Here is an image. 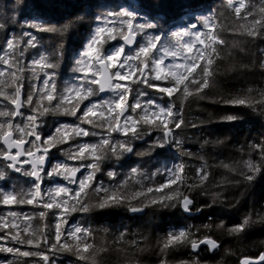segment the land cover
<instances>
[{"label": "trees", "instance_id": "16d2710c", "mask_svg": "<svg viewBox=\"0 0 264 264\" xmlns=\"http://www.w3.org/2000/svg\"><path fill=\"white\" fill-rule=\"evenodd\" d=\"M243 2L245 7L237 14L234 7L229 6V0H0V23L6 24V29L0 30V45L4 44L6 35L19 37L23 31L30 30L26 26L22 27L25 22L30 24L47 20L56 23L63 22L65 18H75L77 14L83 17L82 20L77 21L74 28L70 29L69 34L63 37L31 30L38 36L40 46L37 49L27 48L22 63L27 64L39 52L49 55L50 58L55 57L57 67L47 71H55V82L61 90L66 83H77L84 75L81 72H73L72 69L76 66L75 61L79 58V53L84 50L92 30L97 26L95 17L106 12L123 9L139 11L142 18L145 14L159 16L158 29L151 30L150 34L161 35L163 42L170 45L175 42L171 37L172 32L193 22L202 25L200 17L211 16L212 35L218 33L220 39L224 41L222 44L216 42L212 45L219 55L212 53L211 48L207 47L204 58L199 61L205 64L207 59L213 60L208 67L212 73L209 77L210 83L214 80L215 86L204 88L197 93L196 86L190 85L192 95L187 98L182 92H175L171 98L165 94L164 99L161 100V94L156 89H149L146 85L134 84L132 81H119L121 84L130 85L133 89L129 103L135 102V89L139 87L148 94L140 98L142 101L151 99L157 103L167 104L171 99L176 109L182 107L181 114L188 125L176 130L179 133L178 138L183 141L182 150L167 147L163 150L149 151L153 138L159 135L153 133L143 141H135V151L144 153L143 155L126 154L118 162L115 158L105 162L102 171L95 174L90 187L80 196L74 195L79 191L78 184H69L62 177L45 176L42 182L45 202L48 201L49 190L57 185L67 186L72 190L67 195L61 194V197L68 201L65 208L74 204L76 200L96 205L98 197L102 196L103 192L96 193L94 188L100 184L109 190L124 185L121 191L128 193V200L102 210L91 207L88 212H65L63 208L49 210L43 208L42 203L35 202L23 205L0 203V217L3 218L0 224H8L7 228L0 227V238H3L0 239V248L15 247L21 252L35 253L38 249L34 245L16 244L10 236L19 232L22 237L35 235L36 239L42 241L46 234L51 240L54 239L55 226L59 223L62 240L67 237L72 244L78 242L69 236L75 227L88 229L89 232L84 240L92 245L90 252L93 254L85 260H80L70 252L49 248L46 252L50 264H161L162 259L165 264H192L193 261H196V264H240L244 258H258L264 254V171H249L247 167L248 161L258 167L264 164L260 152L253 147L264 143V67L261 66L264 64V38L246 35L248 30H255L254 21L264 23V12L261 11L264 8V0H243ZM25 3L27 6L23 7ZM232 3L238 6L240 0H232ZM13 17L16 18L15 23ZM106 26L114 25L109 23ZM255 27L258 28L259 25ZM203 28L209 31L206 26ZM139 36L141 40L136 50H125L126 54L134 55L139 46L145 43L146 37ZM120 46L122 39L117 37L116 40L104 42L102 50L110 52ZM195 57L192 52L189 60H194ZM123 59L122 56L121 62ZM143 59L141 57L134 62L130 61L125 66L133 80L141 78L139 69L143 68L141 63ZM151 67L152 65L149 64V68ZM131 68H136V71L133 73ZM96 70L97 65H94L88 74L91 75ZM111 70L113 73L116 71L114 68ZM121 71L123 74L125 70ZM7 75L6 72L5 76ZM36 75L40 80L45 78L43 73ZM145 75L152 83L168 86L165 80H154L155 73L149 72L148 68ZM23 76L28 77L24 79L23 87L26 96L32 91L29 81L33 79V74L25 71ZM110 95L104 99L109 98ZM200 95H207L208 98L198 99ZM221 96L226 99L246 98L252 101V105L249 107L213 102ZM91 100L103 99H100L98 94ZM88 103L89 101H84V104ZM5 105L8 109L14 108L10 102L0 97V109H4ZM22 112L27 116L31 114V109L24 107ZM227 115H235L240 119L232 122L224 121L223 118ZM6 119L8 118L0 117V123H5ZM11 122L13 125L24 126L27 120L14 117L11 118ZM76 123L74 117L48 114L39 117L36 132L41 135L42 144L43 139L54 134L57 126ZM193 124L197 126L193 127ZM13 132L16 139L20 137L19 132ZM117 138L124 139L122 135H117ZM34 139V137H25V140L29 141ZM97 140L98 137L93 136L78 137L75 141L51 149L49 153L51 165L48 170L54 163L68 164L70 167L89 163L90 160L70 159L64 153L73 151V144L96 143ZM1 141L2 139H0V150H4ZM5 165L4 161H0V171L7 173L6 179L0 180V190L12 192L14 189L22 188L27 191L32 186V178L25 177L22 173L15 175ZM174 165H183L177 184L170 185V188L176 189V200L173 203L177 206L165 208L152 201L159 199L161 193L156 192V189L161 184L167 183L170 173H166V170ZM133 168L137 169L135 173L132 172ZM200 169L203 171L198 174ZM24 170L30 169L24 168ZM88 171L90 170L82 168L79 178L86 176ZM108 171H115V178L110 179L107 175ZM205 173L207 178L202 179ZM246 175L253 176V179L247 180ZM148 188H152L153 192L149 193ZM137 192L142 194L133 198L132 194ZM161 192L167 195L169 189H161ZM184 196L192 200L189 206L191 217L183 211ZM61 197H57L58 202ZM133 207L140 210L133 212L131 211ZM10 212L22 215L13 218L9 215ZM41 212L44 216L40 215ZM245 219L249 220V224L243 231L230 230L241 225ZM29 224V231L25 233L23 229ZM12 225L16 227L13 228ZM33 229L37 231L33 233ZM181 230L188 235V242L169 248L162 254L163 242L168 234H178ZM206 238L218 242L219 247L216 250L204 247L199 254H194L190 241L194 239L199 242ZM9 262L10 264H44L37 255L23 257L15 252L0 251V264H9Z\"/></svg>", "mask_w": 264, "mask_h": 264}, {"label": "snow or ice", "instance_id": "6c2138e0", "mask_svg": "<svg viewBox=\"0 0 264 264\" xmlns=\"http://www.w3.org/2000/svg\"><path fill=\"white\" fill-rule=\"evenodd\" d=\"M26 7V3L22 5ZM229 6L234 7L237 14L241 9L245 7L243 0H240L238 6L233 5L232 0H229ZM264 12V8L261 9ZM184 15V13H181ZM79 14L75 18H65L63 22L52 23L47 20H41L40 22L27 23L22 25L26 26L28 31H23L17 36H5L4 44L0 45V97L4 101H8L14 108L8 109L5 105L4 109H0V117L8 118L5 123H0V139L7 145L8 150H0V157L5 161H9L5 167L11 169L16 173H22L25 177L32 178V186L25 191L24 189L16 190L12 192L0 190V203L3 205L14 204H33L42 203L45 209H64V211L71 212H88L91 207H97L104 209L113 205H119L123 201L129 199V195L125 191H121L124 185H118L115 189L109 190L103 188V185L94 188L96 193L103 192L102 196L98 197L96 205H90L88 203H81L76 200L74 204L69 207L68 201L61 197V194L67 195L72 190L67 186L57 185L55 188L50 189L47 193L48 201L43 199L41 184L48 178L62 177L69 184H78L79 191L75 192V196H80L82 192L90 187V182L95 179V174L102 171V165L110 160L120 161L126 154L141 156L144 153L135 151V141H143L146 137H150L153 133H159L155 136L150 145L149 151L163 150L167 147H175L182 150L183 141L178 138L179 133L177 129L187 127V122L184 120L182 113V107L176 109L175 105L169 99L167 104L157 103L154 100L148 99L142 101L141 97H146L148 94L145 91L140 90L138 87L135 89L136 98L134 103H129V96L133 89L130 85L121 84L119 81H132L134 84L146 85L149 89H156L161 94L160 99H164V95L171 98L175 92H182L183 96L187 98L192 95L190 91V85H195V91L201 92L204 88L214 87V80L210 83L209 77L212 73L209 70L208 65L213 63L212 59H207L205 64L199 63L204 58V52L197 51L194 60H189L187 57L184 59L187 63H169L164 65V59L171 57L172 60H176L177 57L182 56L183 52L191 53L194 46L205 45V39H201V36H205L208 41L212 43H223L219 34L212 35L213 18L211 16H202V25H193L192 28L185 26L183 30H177L171 33V37L176 39V45L165 44L163 37L159 34L151 35L150 31L158 29L160 17L149 16L145 14L144 18L141 17L139 11L133 10H119L114 12H106L101 16H96L97 26L92 30L84 50L79 53V58L75 61V67L73 72L84 73L82 77L78 79L77 83L65 84V87L61 90L57 87L55 82V71L49 72V69H55L57 63L55 57H51L43 52H39L36 57H33L27 64L22 63L27 48L37 49L40 46L39 38L31 30L47 34H58L63 37L65 34H69L71 28H74L77 21L82 20ZM16 22V18L13 17V23ZM112 23L113 27H107L106 25ZM59 24V26H57ZM119 27H115V25ZM105 25V26H101ZM259 25V27H255ZM206 26L209 31L202 33L201 27ZM87 27V25H84ZM253 28L255 30H248L246 35L253 38H264V23L260 21L253 22ZM6 24L0 23V30H5ZM115 32V34H113ZM137 35L146 37L145 43L139 46L138 51L134 55L125 53L124 45H132ZM117 37L124 41V45L115 48L110 52H104L102 50V44L108 40H116ZM188 40L185 41L184 38ZM159 45V47H158ZM212 53H216L217 49L212 47V44H208ZM10 50V51H9ZM162 52V56L156 55V53ZM124 57L121 62V57ZM141 60L143 68L139 71L143 75L144 79L133 80L132 75L125 69V66L130 61ZM11 60V63H10ZM149 64L152 65L149 68ZM13 65L15 68H13ZM94 65L99 67L91 75L88 72ZM4 66H7L6 68ZM264 67V64L261 65ZM116 69L114 73H109V69ZM148 68L149 72H154L153 77L156 81L165 80L168 82V86H160L152 83L144 73V69ZM199 68V72L197 69ZM182 69V71H181ZM103 70V71H101ZM121 70H125L122 74ZM25 71H30L33 74V79L29 81L32 86V91H29L25 96L23 93ZM134 73L136 68H131ZM7 72V77L5 73ZM37 73H43L44 79L40 80L36 75ZM103 75V82L96 78L97 74ZM113 79L116 80L113 83ZM98 87H94L97 86ZM11 89V91H6ZM251 89H249V92ZM109 92L110 97L101 101H92V97H96L99 93ZM35 98V103H34ZM198 99H206L207 95H200ZM84 101H89L88 104H84ZM55 102V103H53ZM214 103H220L224 105H240L251 106L252 101L246 98H225L223 96L213 100ZM83 105V108H82ZM28 107L31 109V114L25 116V113L21 111L22 108ZM139 110V111H137ZM78 113H80L78 115ZM63 115L68 117H74L77 121L75 125L62 124L55 128L54 134L43 139L42 144L36 143L41 141V135L36 132V127L39 126V117L45 115ZM20 116L27 120L24 126L11 122V118ZM123 118V120H121ZM240 117L235 115H227L223 118L224 121L232 122ZM82 125H89V128H85ZM193 127L197 125L193 124ZM99 129V131H97ZM13 131L19 132L21 135L17 139H12ZM122 135L124 139H118L117 135ZM98 137L96 143H79L73 144L71 152H65L70 159L89 161V163H82L78 167H70L64 163L52 164L50 170H45L46 158L49 156L50 150L56 148L58 145L68 143L69 141H75L78 137ZM25 137H34L32 141H26ZM30 143L31 147L24 149L25 143ZM261 154V159L264 160V143L253 145ZM17 149L15 154L11 153V149ZM42 148V154L35 156L33 149L40 151ZM27 155L34 159L21 161L20 157ZM31 164V170H24L19 165ZM249 171L260 172L264 171V164L256 166L251 161L247 162ZM88 169L87 175L83 178H77V173L81 169ZM137 169L133 168L132 172L135 173ZM183 171V165H174L171 169H167L166 173H170V178L167 183L161 184L156 192H160L161 195L158 200H153L152 203H159L162 207H176L173 203L176 200V189L170 188V185L177 184L180 179V173ZM203 169L198 170V174ZM7 173L0 171V180L6 179ZM107 175L110 179L115 178V171H108ZM207 178V173L204 174L202 179ZM245 178L249 181L253 179V176L246 175ZM168 188L169 194H164L161 189ZM149 193L153 192L152 188H148ZM142 193H134L132 197L141 195ZM57 197H61L58 202ZM167 201L168 203H165ZM192 200L189 197L184 196L182 201L183 210L187 211L191 205ZM140 209L131 208V211L136 212ZM63 214V213H62ZM9 215L13 218L17 217L16 212H10ZM44 216V213H40ZM0 220H3L0 217ZM30 220V218H29ZM249 224V220L245 219L243 223L236 228L230 229L231 231H243L245 226ZM0 227H8L7 223L0 224ZM13 228L16 225H12ZM29 227H25L23 231L28 233ZM56 232L54 239H49L45 234L43 240L36 239L35 235L29 237L21 236L19 232L10 236L16 244L19 245H34L38 251H23L19 248L7 247L0 248V251H7L9 253H17L23 257H30L33 255L40 256L44 264H50V258L47 255L46 249L67 251L78 257L80 260H85L93 253L90 252L92 245L84 240L89 230L82 229L77 226L69 236L76 239L78 242L72 244L68 241L67 237L63 238L60 232V224H56ZM37 230L33 229V233ZM77 234H80L79 236ZM3 239V238H0ZM189 237L185 231L181 230L178 234L169 233L166 240L163 242L161 253L169 248H174L181 244L188 242ZM200 244H204L215 250L218 244L215 240L206 238L200 240L199 243L196 240L190 241V247L193 251H198ZM260 262H264V255L259 257ZM10 264V262H9ZM161 264H165L162 259ZM192 264H196L193 261ZM243 264H253L249 259H245Z\"/></svg>", "mask_w": 264, "mask_h": 264}, {"label": "water", "instance_id": "95a60500", "mask_svg": "<svg viewBox=\"0 0 264 264\" xmlns=\"http://www.w3.org/2000/svg\"><path fill=\"white\" fill-rule=\"evenodd\" d=\"M140 40H141L140 36L137 35L136 40H135V42H134L132 45H130V46H129V45H124V41H123V40H122V44L125 46V49H126V50H128V51H134V50L137 48V46L139 45ZM97 66H98V65H97ZM98 67H99V66H98ZM101 71H103V70H101ZM109 73H112V71H111L110 69H109ZM144 73H146V68L144 69ZM143 77H144V76L141 75V79H142ZM97 79H99V80H101V81L103 82V75L99 74V76L97 77ZM112 82L115 83V82H116L115 79H113ZM97 87H98V85H97ZM109 94H110L109 92L99 93V98H100V99H104V98H106ZM13 107H14V105H13ZM21 111H23V108L21 109ZM19 117H20V116H16L15 119H18ZM121 120H123V118H121ZM12 139H16L14 133H12ZM1 144H2V146L4 147L5 150H8L7 145H5V144L3 143V140L1 141ZM29 144H30V143H27V142H26V143L23 145V148H24V149H27L28 146H29ZM39 144H41V141H39ZM16 151H17V149H15V148H12V149H11V153H12V154H15ZM34 153H35V156H39V155H41V154H42V148H41L40 151H34ZM34 158H35V157L30 158V157H28V156L25 154L24 156H21V157H20V160H21V161H24V160H31V159H34ZM0 161H5V160H4L2 157H0ZM5 162H6V163H10L9 161H5ZM50 165H51V158H50V156H48V157L46 158V164H45V170H46V171L49 169ZM19 166H20L21 168H24V167H29V168H31V164H30V163H27V164H21V165H19ZM10 171H11L13 174H15V175L20 174V173H16L15 171H13V170H11V169H10ZM80 173H81V171L77 173V178L79 177ZM43 187H44V184L42 183V184H41L42 191H43ZM182 208H183V207H182ZM183 211H184V213H185L187 216H189V217L192 216V214H191V212L189 211V209H188L187 211H185V210H183ZM198 243H199V242H198ZM217 244H218V242H217ZM204 247H207V248L210 249L209 246L204 245V244H200L198 251H193L192 249H191V250H192V252H193L194 254H199L200 251H201V249L204 248ZM218 247H219V244H218ZM218 247H217V248H218ZM217 248H216V249H217ZM216 249H215V250H216ZM210 250H212V249H210ZM262 255H264V254H262ZM262 255H261V256H262ZM245 259H249V260H251V261L253 262V264H263V263H264V262H260V261H259V257H258V258H244L243 260H241L240 264H243V261H244Z\"/></svg>", "mask_w": 264, "mask_h": 264}, {"label": "rangeland", "instance_id": "374dc122", "mask_svg": "<svg viewBox=\"0 0 264 264\" xmlns=\"http://www.w3.org/2000/svg\"><path fill=\"white\" fill-rule=\"evenodd\" d=\"M193 25H197V23H196V22L189 23L187 27L191 29ZM184 28H185V26L180 27V28L177 29V30H183ZM177 30H175V31H177ZM200 31H201L202 33H207V29H206V28H203V27L200 28ZM201 39H205V45H203V46H199V45L194 46L192 52H194L195 55L197 54V51H198V50L204 52V51H205V48L208 47V44H212V45H213V43H212L211 41H208V40L206 39L205 36H201ZM184 40L187 41L188 38L185 37ZM174 41H175V42H174L173 45H176V39H175V38H174ZM164 43H165V42H164ZM165 44H166V43H165ZM158 46H159V45H158ZM192 52H191V53H192ZM191 53H189V52H187V50H185V51L183 52L182 56L177 57L176 60H174V61L172 60V58H171L170 56H169V57H166V58L164 59V65H162V67L168 65L169 63H173V64H176V63H187V61L184 59V57H187L188 59H190V58H191ZM156 54H158V56H162V55H163L162 52H160V53H156ZM230 54H231V52H230Z\"/></svg>", "mask_w": 264, "mask_h": 264}, {"label": "flooded vegetation", "instance_id": "af4514ba", "mask_svg": "<svg viewBox=\"0 0 264 264\" xmlns=\"http://www.w3.org/2000/svg\"><path fill=\"white\" fill-rule=\"evenodd\" d=\"M38 142V144H39V141H37ZM29 148V147H28ZM34 151H36L35 149H34ZM24 168H29V167H24ZM24 168H22V169H24ZM30 170H31V168H29Z\"/></svg>", "mask_w": 264, "mask_h": 264}]
</instances>
